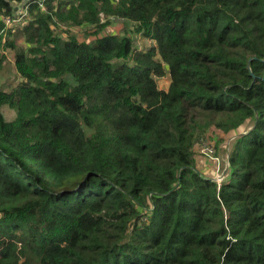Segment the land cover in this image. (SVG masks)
<instances>
[{"label":"trees","instance_id":"obj_1","mask_svg":"<svg viewBox=\"0 0 264 264\" xmlns=\"http://www.w3.org/2000/svg\"><path fill=\"white\" fill-rule=\"evenodd\" d=\"M21 4L0 0V264H264V0Z\"/></svg>","mask_w":264,"mask_h":264},{"label":"rangeland","instance_id":"obj_2","mask_svg":"<svg viewBox=\"0 0 264 264\" xmlns=\"http://www.w3.org/2000/svg\"><path fill=\"white\" fill-rule=\"evenodd\" d=\"M111 30H115L118 28H121L122 33L126 32H132V25L129 22H123L120 20L117 21H111ZM74 32H77V28H73ZM134 38V44L136 46H141L142 43L138 36L135 34L133 35ZM168 76H164L162 78L157 79V85L159 88H166L168 84ZM3 114L5 116L6 120H11L13 118V112L8 109L7 106H3ZM246 132V131H245ZM245 132H238V133H233L228 136L227 142H229L232 138L236 137L238 134L245 133ZM223 134L217 130L210 129L209 130V140H207L204 145L202 144L197 145L195 150V158L197 162V168H199L204 175H208L212 177V180L218 182L221 181L222 178L225 176V171L228 168V163L224 159V154H223V143L219 144V147L217 148V151L219 152L218 156H214V150L209 151L207 148L213 147V145L216 143L217 139L220 138ZM211 138V139H210ZM205 152V153H204ZM212 152V153H211ZM224 159V160H223ZM224 165V166H223Z\"/></svg>","mask_w":264,"mask_h":264},{"label":"built area","instance_id":"obj_3","mask_svg":"<svg viewBox=\"0 0 264 264\" xmlns=\"http://www.w3.org/2000/svg\"><path fill=\"white\" fill-rule=\"evenodd\" d=\"M47 0H22V4L17 7L18 14L22 18L24 15H27V4H37L38 6L42 7ZM16 18L14 20H10L9 18L5 19V23L8 24H19L21 18ZM207 150L211 151V148H207ZM212 153V152H211ZM219 182V181H218Z\"/></svg>","mask_w":264,"mask_h":264},{"label":"water","instance_id":"obj_4","mask_svg":"<svg viewBox=\"0 0 264 264\" xmlns=\"http://www.w3.org/2000/svg\"><path fill=\"white\" fill-rule=\"evenodd\" d=\"M263 80H264V78H263Z\"/></svg>","mask_w":264,"mask_h":264}]
</instances>
